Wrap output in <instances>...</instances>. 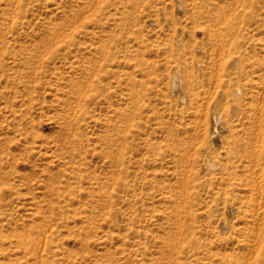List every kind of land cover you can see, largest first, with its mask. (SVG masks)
I'll list each match as a JSON object with an SVG mask.
<instances>
[{
    "label": "rangeland",
    "instance_id": "obj_1",
    "mask_svg": "<svg viewBox=\"0 0 264 264\" xmlns=\"http://www.w3.org/2000/svg\"><path fill=\"white\" fill-rule=\"evenodd\" d=\"M181 1L0 0V264L254 261L245 225H264L245 224L239 209L251 208L243 187L258 198L264 188V140L221 179L223 158L209 166L202 150L218 138L171 86L177 69L199 70L198 58L216 78L224 20V39L248 47L264 113V0ZM181 35L189 50L178 55Z\"/></svg>",
    "mask_w": 264,
    "mask_h": 264
},
{
    "label": "bare ground",
    "instance_id": "obj_2",
    "mask_svg": "<svg viewBox=\"0 0 264 264\" xmlns=\"http://www.w3.org/2000/svg\"><path fill=\"white\" fill-rule=\"evenodd\" d=\"M40 1L47 3L49 0H40ZM175 3L180 9L183 7V2L181 0H175ZM199 11H200V13H199L200 15H202V14L208 15L209 7L206 6L203 10L200 9ZM210 19L213 20L214 18H210ZM215 20L216 19H214V21ZM221 22L223 23V25L220 26L219 24H217V26L219 25L218 29L214 30V36L219 41V44H218L219 50H221V52L223 54V55H221L222 56L221 59L220 58L218 59V57L216 58V59L220 60L219 63L217 64V66L216 67H215V65L213 66L218 70L216 75H215L216 78H212L210 76L211 74H208L209 71L207 73V71H206L207 66H203L202 61H199V58H198L197 59V66L199 67V70H196L194 68H192V69L190 68V70H188V71H182L181 69L180 70L177 69L175 73L173 72V81H172L171 89H172L173 93H175V91L177 89H180L182 91V94H181L182 101L184 100L188 104L189 109L193 113H195L197 115V117H199V120L201 123L206 124L208 126L207 139L213 140L214 138L215 139L218 138L217 140H214L212 142H209L207 140L205 142V145H203V147H202V150L205 152V156L207 157L208 165L219 167L220 163H222V162H219L218 160H214L215 158L214 159L212 158V154L219 156V157H222L223 158L222 160L224 161V163H223L222 167L220 166L221 167L220 177H221V179H233L234 177H236L238 175L240 166L243 165V163L245 162V160L247 158L252 157V158L256 159L255 156L259 154L257 145L259 143L263 144V140H264V136L262 137V134H260V130H261L260 128H261L262 123L264 122V115H262V114H264V113L260 114L261 111L260 112L257 111L258 112L257 113V112H255V108H254V100H256L255 99L256 98L255 92H257L260 89H258L259 86H257V85L255 86L256 81L253 79V76H252L253 71L250 70L251 69L250 67L252 65H250L249 63L247 64L244 61L246 59V57L249 55L248 47H246V46L244 47V44H242V42L238 38L237 39H232V38L231 39H224L226 36H228L227 33L232 31V25L231 24L225 25L224 20H221L220 23ZM153 23H155V22H153ZM207 33L209 36H212L211 30L207 29ZM183 38H184L183 35H181V37H179V36L176 37V39H177L176 40L177 41L176 46L179 49L178 55L185 53L186 50H189V49H187V45H186V43H184ZM263 42H264V40H263ZM195 51L197 52V54L199 52H203L200 45L195 46L194 52ZM207 52H208V50H207ZM216 54L219 55L218 53H216ZM226 56H227V58H226ZM185 62H187V61H185ZM178 64H180V63H178ZM210 65H212V64H210ZM177 68H178V66H177ZM227 69L229 70V73L226 74L228 76V78L223 80L220 78L219 72H220V70H222V72H226ZM225 80L227 81V83H234V82L237 83L238 84L237 88L235 90H224V88H222L221 86L223 85L222 83ZM249 86H251L253 89L250 100L246 96L247 92L244 93V88L245 87L248 88ZM254 88H256V89L254 90ZM259 88H261V87H259ZM262 91L264 92V90H262ZM208 92L210 95L208 94L209 96H207L208 97L207 100L204 101V99H206L205 94ZM260 99H264V98L261 97ZM262 105H263V103H262ZM260 106L258 103L257 108H259ZM262 107H264V106H262ZM201 126L202 125H200L199 127L201 128ZM253 126L256 128L255 129L256 131L258 130L256 133H254L255 130L253 129ZM115 151H116V149H115ZM118 151H120V150H118ZM182 154H184V153L182 152ZM114 155H115V153H114ZM185 155H186V153H185ZM185 155L183 157H186ZM114 157H116V156H114ZM257 159H258V156H257ZM183 160H185V158ZM186 161H187V159H186ZM206 166H205V164H203L202 167L200 165L201 168H199V169L202 170L204 167L206 168ZM203 171L205 172L206 170H203ZM253 176H256V175L253 174ZM255 180L257 181L258 178H256ZM205 183H207V182H205ZM258 183H259V180H258ZM249 189L250 188H246V187L242 188L243 193L241 196L246 201L247 206L248 207L251 206V208H246V209L240 208L241 211L239 209V212H240L239 214H241V218L243 219L241 221H244V223L247 224V222L249 223V221H247V219L251 218L254 221H257L258 223H261L264 225V188H260V196L258 195L259 198L257 196H256L257 198L254 197L250 192L251 190H249ZM256 191H257V189H256ZM240 203H242V201H240ZM250 209H252V212ZM234 210H235V206L233 204H229L227 212L234 211ZM209 223H210V221H209ZM220 223H221V228L224 230L229 228V226L231 224L228 217L226 219L224 217ZM245 224H243V225H245ZM210 227H211V225H210ZM231 227H232V225H231ZM245 227H246L245 229L249 230V232L251 234L252 243L250 244V246H251L250 248H252V250H251V252L249 251V253H250V255L254 261L252 262L249 260L248 261H242L241 260L242 264H264V256H263V253H264V230L263 231L260 230L259 227H258L259 229L257 227L249 228L248 225H245ZM234 228H236V227H234ZM147 230H146V232H147ZM208 231H210V230H208ZM153 232H154V230H153ZM153 237H155L154 234H153ZM29 241H31V239H29ZM240 244H242V243H240ZM216 246H217V244H216ZM234 246H235V244H234ZM148 251H149V249H148ZM163 253H165V252L163 251ZM166 254H167V252H166ZM169 256H171V255H169ZM169 256H166V258ZM226 256L227 255L222 256L223 258H221L220 262L227 264ZM246 257L244 258V260L247 259ZM239 260H240L239 258L236 259V261H239ZM132 261H134L133 258H132ZM161 261H163V260H161ZM137 262L139 264H146L145 256L139 258L137 260ZM159 262H160V260H159ZM195 264H196V262H195Z\"/></svg>",
    "mask_w": 264,
    "mask_h": 264
}]
</instances>
